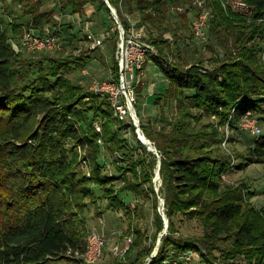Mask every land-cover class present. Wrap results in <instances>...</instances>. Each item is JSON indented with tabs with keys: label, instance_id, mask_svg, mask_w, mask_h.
I'll use <instances>...</instances> for the list:
<instances>
[{
	"label": "trees",
	"instance_id": "16d2710c",
	"mask_svg": "<svg viewBox=\"0 0 264 264\" xmlns=\"http://www.w3.org/2000/svg\"><path fill=\"white\" fill-rule=\"evenodd\" d=\"M8 1L28 8L13 22L0 17V264L81 261L92 216H102L104 202L124 212L125 234L134 237L127 262L115 264H173L192 251L201 257L197 264H264V209L252 203L257 193L248 184L223 181L235 167L264 164V134L239 154V165L221 145L227 124L232 130L228 141H237L235 131L248 112L264 122V0H244L254 8L250 19L227 10L225 0H208V36L215 52L223 50L212 67L188 53L187 41L194 36L188 15L198 11L196 6H186L172 21V4L194 0L109 1L124 28L130 27L129 17L145 26L158 50L147 63L158 65L168 82L155 100L162 116L141 127L160 157L138 139L132 122L115 116L108 96L100 98L70 78L87 59L75 55L81 41L76 20L85 26L92 19L87 5L95 7L93 14L110 12L106 1L55 0L52 9L43 10V0H0L10 13L13 7L3 6ZM55 13L72 19L51 25ZM25 30L62 36L74 53L37 57L20 52L15 42ZM113 72L118 75V62ZM109 164L115 173L108 171ZM121 174L124 184L116 190ZM161 198L169 228L157 255L146 261L154 250L151 234L156 239L164 229L157 206ZM136 199L142 205L131 210ZM147 204L154 233L139 225L147 217ZM188 224L201 233L185 236L182 228Z\"/></svg>",
	"mask_w": 264,
	"mask_h": 264
},
{
	"label": "rangeland",
	"instance_id": "374dc122",
	"mask_svg": "<svg viewBox=\"0 0 264 264\" xmlns=\"http://www.w3.org/2000/svg\"><path fill=\"white\" fill-rule=\"evenodd\" d=\"M105 1L107 5L110 4L109 3L110 0H105ZM55 4H56L55 0H43L42 9L50 10L55 6ZM190 4L192 3L188 1L186 3L172 4L171 5L172 7L171 14H172V19H173L172 21L177 22V20H179L178 13L184 12L187 9L186 6H190ZM3 6L5 8L6 6L10 8L13 7L14 13H10L9 11L7 12V10L3 9V7H0V17L4 16L7 22H13V20L16 21V19L19 18L17 16H19L20 14H23V12L26 11V8H28V7L25 8V6L21 4L12 3V1H8ZM179 8H181L182 10H179ZM109 9H110V12L106 10H102L101 13L91 14L93 17L92 19H89L88 24L90 28L93 30V32L95 33V35L97 36L105 35L104 47L97 49L95 51L90 49L91 45H90L89 40L88 39L85 40L86 39L85 34H87L86 28L83 25H82L83 27L80 25V22L76 20V17H73V19L76 20V24L74 23L75 32L77 33L78 37L81 40L80 43H78L80 50L76 51L75 55L77 56L85 55L86 56L85 58L87 59H86L85 67L78 68L77 70H75L70 75V78L74 80V82L81 81L82 84L87 86V88L91 92H94L96 95H100V94H97L96 93L97 90L93 88L92 84L94 82L103 84L105 82H109L111 78H115V79L118 78V75L117 76L114 75L113 70L116 65V62H118V46H119V42H121L120 34H118L117 36V30H116L117 25L115 23V20L118 19L119 17H118L117 9L114 6H112V8L109 7ZM90 10L92 11V8ZM196 14H197L196 10L193 12L189 11L188 16L190 18L191 24ZM91 15L88 14V16H91ZM70 18L72 19L71 16L61 17V16H58L57 13H55L54 21L51 25H54L55 21L56 22L57 21L69 22ZM171 27L174 29L172 25ZM29 33L35 34V36L41 35L40 32L38 31L33 30L31 32H28L27 30H25L23 36L19 39V41L15 42V45L20 46V44H22L23 41L26 40V36H27L26 34H29ZM167 36L171 37L172 34L168 33ZM59 39H60V45H57L56 46L57 48L56 47H53L51 49L40 48L38 50V48L37 49L32 48L27 44L26 45L27 48L24 47L23 51L21 52L32 53V54H35V56L37 57L42 56L43 52H46L47 53V54L45 53L46 55H49L52 57L58 56L59 53H63V52L65 54L74 53V50H72L73 47L68 44L69 43L68 40L65 42L62 36H60ZM209 42L210 44H213L212 45L213 47L208 48L198 43V40L194 36L193 38H189L187 41V43L190 45L188 47V51H189L188 53L191 56V58L192 56L194 58H196V56L203 57L204 65L207 67H212V65L215 63L214 60L216 58V54L218 55L219 53L223 54L222 52L223 50H220L219 53L215 52L214 51L215 43L212 41V39H209ZM195 51L199 54H196ZM145 68H146V73H145L146 75L144 77V80L139 86H137L135 90V94H134L136 98L135 99L136 103L133 104L134 105L133 108H134L135 114L138 117L139 127L141 129V131L136 130V133H137L136 135L138 139L141 140L140 135H139V133L141 132V134L144 135L150 141V145L154 148V150H150L151 146L147 145L149 150L156 153L157 156L160 157V155L158 154L157 148L154 146V143L144 134L142 127H141V122L148 124L149 121L155 122L156 118H160V116H162L161 115L162 111L160 110L159 107L155 105V100L158 97V95L164 94L165 89L168 88V82H167L165 74L163 73V71L158 65L152 62H149L147 63ZM99 97L103 98L102 95H100ZM114 112H115V109H114ZM250 113L251 112H248L249 114L248 117H244V119L240 121L239 126H241V124H247V123H253V122L254 123L249 125L248 128L243 129L241 127L240 131L238 132L235 131V136L237 138V141L235 140L232 143L228 141L229 138L232 136L231 135L232 130L229 124H227V126L223 128V130L225 131V141L221 144L222 148L233 156L234 158L233 164L236 163V165H239L240 163V159L238 158L239 154H243L247 150V147L252 145L254 140L258 138L259 135L264 134V122L261 120L256 122L258 120V116H255V115H254L255 117L251 116ZM163 114L165 115V113ZM128 120H131V119L129 118ZM212 120L217 121L216 117H213V116H212ZM98 127H100V124L97 123L96 128ZM157 128L159 129L160 127L157 126ZM252 128H254L253 133L250 132ZM123 132L127 135V137H129V139L131 138L134 139V136H132L133 133L131 132L126 133L125 130ZM80 153L82 156H85V153L82 150H80ZM110 163L112 162L110 161ZM127 164L128 162H126V165ZM160 166H161V163L159 162V167L154 177V182L156 185L157 193L159 192V189L162 183L161 174H160ZM108 169L110 173L116 172L115 166L112 164H109ZM128 176H132V175H128ZM125 177H127V175H125ZM124 179H125L124 175L121 174L120 180L116 181V183L114 184V186L116 187V190H119V188H121V186L124 184L123 183ZM223 181H224V184L226 183V184H231V185H241L243 183L248 184L250 186V191L257 193V195L253 197L252 199L253 205H255V207L258 209H264V164L263 163H254L249 166H245L242 169L241 167H238V168L235 167V169L231 173L224 176ZM159 201H161V205L160 203H158L157 206H158V211L160 213V216L163 217L162 219L164 221V229L158 234V237H156V239H155V235L151 234V236L154 239L151 242L153 244L154 250L152 251V253H150L146 261H148L149 259L151 260L153 257L157 255L158 250L160 246L162 245V241H163L162 236L168 232V230L166 229V220H165L166 216L164 214V207H163L164 201L162 198L159 199ZM104 204H105L104 213H106V217L100 221L96 215H93L92 221L90 223L91 224L90 232L97 229L101 234H104L105 237L109 239L108 243L105 245L104 254L101 257V259L98 260L96 263H86L81 260L78 262L76 261L61 262L60 264H115V263H122V262L126 263L127 262L125 260V255L128 252V250L131 248L134 237L132 236L127 237L125 234L127 231V223L123 220L125 218L124 217L122 218V216L125 214L123 211H113L112 209L108 207V205H106L107 204L106 202H104ZM130 205H131V210H134V208L136 207L139 208L142 205V201L139 199H136ZM93 207L94 206L92 205L91 206L92 213H93ZM149 207H151V205L147 204V208H148L146 211L147 217L146 219L140 220L139 225L141 226L143 230L148 229L152 233L153 230L155 229V226L153 223L154 222L153 213L151 209H149ZM111 227H114L115 230L111 231L110 230ZM200 230L201 229L194 224H188L182 228V232L184 233L185 236H189V235L193 236L194 234L198 235L201 233ZM128 238L131 240V243L129 245L126 244L127 242L126 240ZM117 246L120 248V250L125 249L126 246H128V248L123 254L121 253L116 254L115 247ZM192 253L199 255V252H196V251H192ZM194 254H192L191 256L192 258L190 261H187L188 260L187 258L179 257L178 259H180V262H188V264L200 263V260H201L200 255L198 256Z\"/></svg>",
	"mask_w": 264,
	"mask_h": 264
},
{
	"label": "built area",
	"instance_id": "2783aa9c",
	"mask_svg": "<svg viewBox=\"0 0 264 264\" xmlns=\"http://www.w3.org/2000/svg\"><path fill=\"white\" fill-rule=\"evenodd\" d=\"M191 5L196 6L198 9L191 25L194 37L198 40V43L205 46L209 42L208 30L211 17V11L208 7V0H194ZM223 6L227 10L245 16L248 19H250L254 14V8L244 0H225L223 1ZM179 10L182 9L179 8ZM128 20L130 23L129 29L124 28L119 18L115 20L117 25L116 30L119 31L121 41L119 42L118 46V78H111L109 82H105L103 84L94 82L92 85L93 88L97 90V94L108 96L111 105L115 109V115L121 122L130 121L136 125L135 127L137 131H141L138 117L135 114L133 108V104L136 103L134 94L137 86H139L144 80L146 75L145 67L147 65L148 59L153 55H158V50L156 46H154L149 41L146 27H138V23L130 17ZM88 22L89 21H86L84 23V27L87 30V38L91 45L90 49L97 50L103 48L105 44V35H95ZM26 35V40H24L20 46L15 45V48L20 52L23 51L24 47L27 48V44L32 48H38V50L40 48L51 49L57 45H60L58 35L50 31L45 35L35 36V34L31 33ZM262 46L263 48L261 57L262 61H264V36L262 40ZM129 118L131 120H128ZM253 123L241 124L240 127L245 129ZM97 129L98 131H101V127H98ZM250 132L253 133L254 128H252ZM108 241L109 239L105 237L104 234H101L97 229L93 230L91 232V236H89V242L86 251L79 256L80 260L86 263H96L103 256L104 248ZM126 241L127 245L131 243L129 238ZM127 248L128 246H126L125 249L120 250V248L117 246L115 247V253L123 254ZM192 254L194 253H187L181 258H187V261H190ZM173 264H188V262H180V259H177L173 261Z\"/></svg>",
	"mask_w": 264,
	"mask_h": 264
},
{
	"label": "water",
	"instance_id": "95a60500",
	"mask_svg": "<svg viewBox=\"0 0 264 264\" xmlns=\"http://www.w3.org/2000/svg\"><path fill=\"white\" fill-rule=\"evenodd\" d=\"M108 3V2H107ZM108 6L110 7V8H112V6L110 5V4H108ZM117 20V19H116ZM139 135H140V139H141V141H143V143L144 144H146V145H148V143L150 144V141L144 136V135H142L141 134V132L139 133ZM150 150H154V148H152V146L150 147ZM166 229L168 230V227H169V221H168V219H167V217H166Z\"/></svg>",
	"mask_w": 264,
	"mask_h": 264
},
{
	"label": "crops",
	"instance_id": "0c3cea01",
	"mask_svg": "<svg viewBox=\"0 0 264 264\" xmlns=\"http://www.w3.org/2000/svg\"><path fill=\"white\" fill-rule=\"evenodd\" d=\"M91 8H92V11L90 10ZM86 10L89 11V12H87V14L91 15V14H93L95 12V7L93 5H87L86 6ZM108 211H109V209H108ZM105 217H106V213H103L102 217H99V220L101 221ZM110 230L112 231V230H115V229H114V227H111Z\"/></svg>",
	"mask_w": 264,
	"mask_h": 264
},
{
	"label": "bare ground",
	"instance_id": "6f19581e",
	"mask_svg": "<svg viewBox=\"0 0 264 264\" xmlns=\"http://www.w3.org/2000/svg\"><path fill=\"white\" fill-rule=\"evenodd\" d=\"M149 146H151L149 143H148ZM153 148V147H152Z\"/></svg>",
	"mask_w": 264,
	"mask_h": 264
}]
</instances>
